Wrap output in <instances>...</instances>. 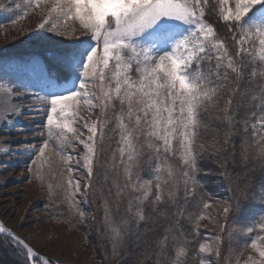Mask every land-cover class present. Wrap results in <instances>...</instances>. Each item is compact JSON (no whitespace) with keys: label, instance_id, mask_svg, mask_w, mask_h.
<instances>
[{"label":"snow or ice","instance_id":"snow-or-ice-1","mask_svg":"<svg viewBox=\"0 0 264 264\" xmlns=\"http://www.w3.org/2000/svg\"><path fill=\"white\" fill-rule=\"evenodd\" d=\"M42 2L48 4V13L38 24L39 29L57 31L60 25L54 19L71 20L78 23L83 38L77 37L74 45L53 52L49 63L58 66V75L45 72L41 76L47 91L42 96L36 94L35 98L47 101L44 128L48 139L39 147L28 170L43 181L42 169L50 163L46 150L54 151L67 173L64 177L67 187L63 184L57 187L62 189L63 200L83 221L86 212L81 205L88 202L89 190L94 187L92 178L94 166L99 163V152L103 150L105 138L115 134L119 160L113 152V167L123 166L124 180L122 184L114 180L107 196L112 195L114 188L117 201L128 197L127 218L119 223L113 218L107 200L104 204V224L115 253L125 246L133 226L138 231L140 222L148 218L143 205L150 197L154 195L152 205L156 211L157 205L175 202L181 184L185 199L196 196L202 184L196 176L199 166L195 148L201 111L216 106L221 91L243 78L248 63L259 62V76L264 78V0H218L217 15L232 36L235 55L218 36L216 27L206 20L209 0H32L37 7ZM7 7L0 3V9ZM64 34H69L66 28ZM244 57L250 59L245 61ZM230 74H234V79ZM256 76L257 69L253 68L251 77ZM0 90L9 100L18 98L12 96L15 86L0 85ZM236 95L243 94L238 88H230L222 109L229 127L243 106L242 100L234 101ZM251 100L254 107L264 112V83L251 95ZM82 109L89 113L99 109V114L90 120ZM13 111V120L19 121L24 114L22 108L14 107ZM251 128L253 137L258 129L264 130V116ZM247 130L245 120L244 131ZM231 134L226 136L225 145L230 142ZM53 138L56 144H52ZM141 138L153 151L150 159L156 161L152 178L147 180H142L138 171V161L143 155ZM79 146L84 152L76 157V163L83 161L89 177L84 189L72 175L76 170L71 163L73 155L64 151L72 148L75 152ZM177 153L178 166L170 160ZM259 159L264 163V147L260 149ZM221 175L230 180L227 170ZM101 194L104 195L103 191ZM255 195L264 202V185ZM79 196L84 199H78ZM203 207L207 209L209 203L204 201ZM235 209L240 211L239 201ZM232 211L233 205L225 204V216ZM203 218V214L196 217ZM261 219L264 221V217ZM259 230L264 232V222L259 224ZM236 231L252 234L254 226L241 225ZM0 234H6L22 246L28 261L35 260L37 253L3 224H0ZM167 240V235L159 238L154 254L146 253V258L137 264H150L153 255L154 264H165V261L184 264L186 246L177 242L173 246L174 255L169 256ZM216 240L215 247L199 244L198 255L203 254L200 264H213L206 259L213 254L221 257L220 238ZM249 246L258 258L249 255L243 264H264V236L258 234ZM40 262L52 264L44 257H40ZM236 264H241L239 258Z\"/></svg>","mask_w":264,"mask_h":264},{"label":"rangeland","instance_id":"rangeland-1","mask_svg":"<svg viewBox=\"0 0 264 264\" xmlns=\"http://www.w3.org/2000/svg\"><path fill=\"white\" fill-rule=\"evenodd\" d=\"M0 3L8 5L7 8L0 9V49L3 51L0 56V85L15 86L12 96L18 97L11 100L7 98V102L3 101L2 104L0 102V222L24 240L40 257L65 260L74 264H108V262L105 263L106 260L113 261L115 258L103 259L104 257L102 258V254L95 250V246L91 241L92 237L89 234L92 233L85 232L86 229L87 231L90 230L89 222L95 215L94 205H91L89 193L88 202L81 205L86 212L85 219L81 221L80 217L74 214L67 202L63 200L62 189L57 187L58 184L67 187L64 179L67 175L66 167L61 158L54 151L46 150V156L50 163L45 164L42 169L43 181L37 179L35 173L28 170L39 147L45 139H48L44 128L47 101L35 98L36 94L39 93L42 96L43 92L47 91L46 88H43L41 76L45 72H50L52 75L60 73L58 66H46L41 56L34 52L43 51L44 56L49 57L48 60L51 61L53 52L74 45L77 37L83 38V31L79 28L78 23L71 20L64 21L63 19L53 20V22L60 25L57 31L39 29L38 24L43 22L48 13V4L46 3H40L39 7L35 6L32 0H0ZM206 11L210 15H215L219 23H223L217 15L218 0H209ZM65 28L69 34H64ZM226 45L228 46V44ZM16 50L32 52L18 54ZM229 52L235 55V52L231 50ZM244 59L247 61L250 58L244 57ZM11 64L18 65L19 68L16 70L13 66H9L8 69L3 68ZM29 66L39 69V75L34 76L31 72L28 74L19 72L24 67L28 69ZM260 66L259 62L255 64L248 63L243 78L238 83H233L234 88H238L240 91L243 89L249 95L246 102L250 103L249 107L253 114L247 122L246 136L242 137L240 141L241 146H243L242 149L244 152L249 151L252 154L248 153L254 162L256 158L259 159L260 149L264 147V140H262L264 130L258 129V134L253 137L251 128V125L256 123L257 119L264 116V112L254 107L251 100V95L258 91L261 83H264V78L259 76ZM204 67L206 70L207 64ZM253 68L257 69V76L254 78L251 77ZM21 85L26 89L18 87ZM229 89L225 90L224 94L228 93ZM3 94L6 95L4 92ZM226 97L223 96L225 103L228 94ZM14 107L22 108L24 112L19 117V121L13 120L15 116ZM82 112L90 120H95L99 114V109H96L94 113H89L83 109ZM111 127H114V124ZM212 129L214 131L211 136L213 143L215 142L213 138H219L218 145L225 144V130L228 129H220V123L213 125ZM84 131L87 134L86 130ZM117 139L114 134L113 145L115 147L113 151L117 157L116 159L119 160ZM106 142L108 140L104 141L105 144ZM56 143L57 141L53 138L52 144ZM140 143L144 155L149 148L143 138H141ZM218 145L211 148L213 152L211 155L214 157L212 164L222 170ZM64 151L73 155L71 163L76 170L72 175L75 180L80 181L81 189H84L85 185L89 184L87 170L83 168L82 160L79 164L76 163V157L84 152L83 147H77L75 152L72 148H65ZM178 155L179 153L176 156ZM100 156L101 151L99 152V163L94 166L92 183H94L95 178L96 181L98 180L95 176L102 164ZM112 156L113 153H110L109 181L111 185L114 180L120 182L124 179L123 166L118 169L114 168ZM155 163V159H149V168L154 167ZM148 172L144 168L139 170L142 180L149 177ZM212 181L215 188L217 187V191L206 200L209 207L207 209L203 208L198 214V216L203 214L204 218L196 221L197 227L192 237L196 247H194L195 255L191 257V261L200 264V256H203V254L198 255L199 244L209 243L215 247L217 237L220 238L221 257L217 258L214 254L211 257H206V259L213 261V264H236L237 258L243 264L249 255L258 258L257 253L249 245L258 234L264 236V232L259 230V224L264 222L261 219L264 217V202H261L255 195L264 185V181L262 184H258L257 190H248L247 202L242 206L240 212H237L233 217L231 213L227 216L223 213V207L229 202L225 198L222 188L224 185L220 175L214 176ZM78 199L83 200L84 197L79 196ZM162 216L164 220H167L163 214ZM245 224L254 226L252 234L243 235L236 231L241 225ZM164 234L162 232L161 237ZM167 245L168 255L173 256L174 245ZM134 252L137 254V260L140 261L146 258L144 248L139 247ZM124 263L127 264L124 261L119 264ZM0 264H2L1 254ZM165 264H167V261H165Z\"/></svg>","mask_w":264,"mask_h":264},{"label":"trees","instance_id":"trees-1","mask_svg":"<svg viewBox=\"0 0 264 264\" xmlns=\"http://www.w3.org/2000/svg\"><path fill=\"white\" fill-rule=\"evenodd\" d=\"M206 20L216 27L218 36L223 39L226 44H228V49L232 52H235L236 46L232 36L228 32L227 28L224 27L223 23H219L218 18L215 15H210L208 11H206ZM16 52L18 54H26L32 51L16 50ZM2 53L3 51L0 49V56ZM34 53L46 58V56L43 54V51ZM45 60L49 62L47 58ZM230 77L234 79V74H230ZM234 84L230 85L229 87L234 88ZM225 90L221 91L220 98L216 101V106L208 107L205 110H202L199 116L201 125L198 128V135L195 144L196 152L198 154L197 163L199 166V171L196 173V176L202 181V184L201 186H198L196 196L194 198L188 197L185 199L183 185L181 184L180 191L175 202L173 203L169 201L163 205H157L156 211H153L152 205V199L154 198V195L150 197L149 200L143 205L145 215L148 218L145 221L140 222L138 231L136 227L133 226L132 231L126 236L125 246L118 249L115 253L113 251L112 244L109 240L106 232V226L104 224V204L107 200L113 218L119 223L122 218H127L125 208L128 197H121V199L117 201L115 189L112 190V195L110 197L107 196L108 188L111 186L109 181V158L110 153L114 152V134L111 135L110 139L108 137V139L105 138V140H108V142H106V144L103 143L102 145L103 150L101 151L100 156L102 164L95 176L98 180L96 181V178L94 179V187L89 190V198L91 205H94L95 215L89 222V225L91 226V228H89L90 230L87 231L86 229L85 231L92 233L89 234L92 237L91 241L95 246V250H98L97 252L102 254V258L104 257L103 259H109V257L115 258L113 261L106 260L105 263L108 262V264H119L120 262L124 261L127 262V264H137L139 260H137V254L134 251L138 250L139 247H142L146 253L154 254L156 250V241L159 238H162L161 233L163 232L165 233L164 235H167V244H170V246L176 244L177 242H179L180 245L186 246V250L188 252L187 257H185L183 260L184 264H195L191 261V257L195 255L194 247H196V243L194 240H192V237L194 236V232L197 227L196 217L204 208V201L211 197V195H214L217 191V187L215 188L212 178L214 176L220 175L221 181L224 185L222 188L226 196L225 198H227L229 204L233 205V211L230 212L232 217L237 213L235 209L236 203L239 201L241 210L242 206L247 202L246 196L248 194V190H257L259 187L258 184L263 183L264 163H262L257 158L255 159V162L252 161L251 156L248 154L250 152H244L240 141L242 137L246 136L243 127L244 122L245 120L248 122L251 115L253 114L251 108L249 107L250 103L246 102V99L249 95H247L242 89L241 91H238L243 95L234 96V101L239 103L242 100L243 106L237 110L235 122L231 127H229V125L223 119L224 113L222 111V109L226 106V103L223 101V96L226 97L227 94L229 95V91L228 93L224 94L226 92ZM236 103H234L233 108L236 107ZM219 123L220 129H228L225 130V138L228 136L229 132L232 133L230 136V142L227 145H218L220 142L219 138H213L215 141L214 143L211 140V136L214 134L212 129L213 125ZM201 145L203 146L202 148L200 147ZM216 145H218L219 154L221 155L219 159L222 163V170L218 168V166L212 164L214 157L211 155L213 153L211 148L215 147ZM152 155L153 151L149 149L147 150L146 154L142 155V158H140L138 161V171L141 168L149 171L147 174L149 177H146L143 180L152 178L151 174L154 167L149 168L148 165V160L150 157H152ZM170 160L173 164L177 166L179 165V155L170 158ZM225 170H227L229 173L230 180L225 179L221 175V173H223ZM105 177H107V179H105ZM123 180L124 179L120 180L118 183L122 184ZM102 191L104 195L101 194ZM162 213L164 217L167 218V220H164ZM152 218L153 220H151ZM157 227L159 228L158 230ZM0 254L2 264H29L28 260L26 259V253L22 247L17 245L15 242H12L11 238L3 234H0ZM154 260L155 256L153 255V261L150 262V264H154ZM49 261H51L52 264H57V262H59V264H74L60 259H49Z\"/></svg>","mask_w":264,"mask_h":264},{"label":"bare ground","instance_id":"bare-ground-1","mask_svg":"<svg viewBox=\"0 0 264 264\" xmlns=\"http://www.w3.org/2000/svg\"><path fill=\"white\" fill-rule=\"evenodd\" d=\"M41 58L45 61L46 66L48 65V66H50V67H56V65H54V64H50L49 62H47V61L45 60L46 58L48 59L49 57H46V58H45V57H41ZM9 66H13V68H14L15 70L19 68L18 65H14V64L6 65V66H4L3 68L8 69ZM38 70H39V69H36V68H34V67L29 66L28 69H26V68L24 67L23 70H19V72H20L21 74H28L29 72H31L34 76H37V75H39V71H38ZM18 87H20V88H22V89H24V90L26 89V88L23 87L22 85H21V86H18ZM28 91H29V90H28ZM0 93H1V95H0V102H1V104H2L3 101L7 102L6 100H8V99H7L6 95L4 96L2 90H0ZM24 251H25V253H26V250H24ZM39 264H41V263H39Z\"/></svg>","mask_w":264,"mask_h":264},{"label":"water","instance_id":"water-1","mask_svg":"<svg viewBox=\"0 0 264 264\" xmlns=\"http://www.w3.org/2000/svg\"><path fill=\"white\" fill-rule=\"evenodd\" d=\"M8 229V228H7ZM9 230V229H8ZM10 231V230H9ZM11 232V231H10ZM14 234V233H13ZM4 235H6V234H4ZM15 236H17L16 234H14ZM18 237V236H17ZM20 238V237H19ZM21 239V238H20ZM26 243V242H25ZM30 247V246H29ZM30 263H31V261H29Z\"/></svg>","mask_w":264,"mask_h":264}]
</instances>
